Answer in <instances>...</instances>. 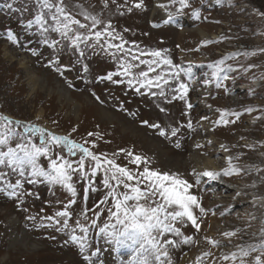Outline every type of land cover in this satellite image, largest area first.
<instances>
[{
	"label": "rangeland",
	"instance_id": "obj_1",
	"mask_svg": "<svg viewBox=\"0 0 264 264\" xmlns=\"http://www.w3.org/2000/svg\"><path fill=\"white\" fill-rule=\"evenodd\" d=\"M211 1L213 0H198L199 4L205 2L211 5L210 8L203 9L206 15L223 19L225 26L222 27V30L226 34L221 36L220 40H210L211 43L204 46V49L212 47L213 53L209 59L205 54L199 53V57L206 59L207 64L206 67L197 70V72L203 75L201 80L210 79L211 70L207 68V65L214 64L216 61L234 53L237 55L233 59L226 60L225 63L232 64L234 68H237V71L228 73L229 79L223 80V85L220 88L216 87L215 80L209 85H198L196 88L205 92L210 88L223 89V91L229 88L227 94L232 93L237 87L244 88L239 90L243 99L234 101V107L230 106L227 109L232 112H241L239 119L243 118L245 128L250 127V130L253 131V133H250V137L247 136L240 139L241 141L239 140L238 143L241 144H236L233 141L224 142L223 137L226 131L222 128L216 129L213 133L215 137L218 136L219 140L223 141V145L228 149V151H221V154H218L215 159L218 163H222L223 168L227 167L226 158L230 155L234 158L241 155L242 157L234 160V162L240 166L251 165L252 167H250L246 177L240 174L221 176L217 180L222 182L223 187L229 188L230 192H233V189L237 188L239 190L240 188L245 189L247 194L246 199L244 197L246 202L235 203L229 208L219 204L216 208L207 212L205 221L201 223L203 238L213 235L215 239L217 238L227 244V247L222 249H212L211 246L208 248V250L218 255L220 251L230 252L235 250V246L238 244L257 243L260 239L259 231L262 227V220H264V208L259 207L260 202H257L256 205L252 202L254 195L264 196V181L261 179L264 177V171H257V169H264V131L259 132L257 135L258 139L262 141L261 146L263 147L257 150L253 148L249 152L246 146L253 144H242L253 141V135L257 133L253 128L258 125V122H256L258 118L264 115V78H262L264 77V53L259 51V49L264 48V16L261 15V13H264V0H221L220 4L215 3L213 7ZM5 2L6 0H0V5ZM8 2H11V0H8ZM170 5L171 11L176 16L190 19H194L201 11V8L196 9L192 3H189L188 7L182 8L179 0H174ZM25 7L30 10L23 11ZM14 8L17 10L12 11L0 7V115L9 116L13 121L19 120L22 125L27 123L37 124L58 135L71 134V138L80 143L94 139L97 146L93 150L97 154L106 153L109 158H112L113 136H117L116 138L121 136L115 134L117 130L116 124L114 125L112 120L114 111L112 110V97L109 95L111 92L106 93L110 88V84L106 85V88H102L103 86L95 79H98V76L105 71L106 67L88 61L85 57L81 58L74 51L70 53L69 59L66 52L67 46L65 45L59 46L58 49H52L44 45L42 37L35 26L31 29L25 27L27 20L32 18L33 15L32 9L34 6L31 0H16ZM199 24L206 30L209 23ZM217 24L219 23H215V25ZM200 25L194 27L197 28ZM155 26H159V24H155ZM213 28L215 34L220 29L219 26ZM7 29H12L18 35L22 47H14L7 41ZM50 38L60 39L58 34H51ZM32 49L36 50V56L31 54ZM246 51L256 52V55L247 57L239 55V53ZM78 59L82 60V63H76ZM49 60H58L60 65L68 66L71 71L66 72L65 76L61 77L52 68L48 67ZM83 64L89 65L88 73H83ZM249 65H254V67L249 68ZM204 73H209V76L205 77ZM66 80L72 83V88L68 87ZM251 89H258V92ZM93 92L100 97L99 102L92 95ZM116 105H122L121 101L119 100ZM223 106L222 101L218 103L220 109H223ZM248 107H253L256 111L248 113L245 111ZM229 117L236 118L234 116ZM141 121L143 119L139 122ZM73 127L77 128L75 133L71 132ZM4 132L3 122L0 121V133ZM15 132L23 134L24 128L17 126ZM88 132L99 133L101 138H89L87 136ZM231 138L233 139V136ZM33 140L39 143L38 136L33 137ZM17 142H19V135L14 136L9 141V146L15 147ZM87 146L91 147V144L89 143ZM52 151L53 154H56L59 149L54 147ZM64 154L66 155V152ZM257 158L261 161L258 162ZM71 159L75 160L76 157ZM38 163L47 168L49 160L47 157H41ZM254 166L258 168L256 169ZM0 171L8 173L7 179L12 183H15L17 179H21L22 190L26 193H32V195H25L21 198L19 201L21 209L19 210L15 209L13 202H9L8 199L4 198L7 193L0 194V260L7 261L6 264H82L81 260L84 259L82 256L91 255L92 252L99 249L97 255H91V258L94 257L93 264H129V251H124L125 248L119 249L114 244L109 243L99 233L98 227L90 226V221L87 222L90 226L88 233L89 247L83 254H80L78 246L68 242L70 230L58 231L62 225L49 224L48 221L43 219L45 216L53 215L57 210H62L63 205L71 198L75 199L76 203L70 209L72 212L70 224L75 226L77 218L84 222L83 217L80 216L81 211L85 208L94 209L106 195L107 190L102 185V172L94 178L95 191L85 192V188L88 186L87 182L81 180L78 176H74L73 183L77 188V196L71 197L65 189L58 185L47 183L27 184L25 182L28 179L27 176L20 178L18 174L11 173L4 166H0ZM249 180L253 181L250 182ZM201 181L204 182V178ZM243 183H247L248 187L246 188ZM253 183L256 184L255 188L251 187ZM199 188L206 195L207 187L201 189L200 183ZM208 195L214 196L215 194L209 193ZM217 195V200L221 202V200H224L222 196L226 194ZM213 212L216 214L213 215ZM221 212L225 214L222 216L220 215ZM88 215L91 217L92 213L89 212ZM233 215L237 216L233 217ZM253 215L256 219L251 218ZM29 217H34V219H29ZM106 218L105 214L98 221L101 227ZM213 224L215 226L214 232L209 231L208 228ZM235 229H241L242 231L236 237L231 238L229 243L222 236V233ZM75 234L79 235V230ZM168 238L176 239L177 237L169 236ZM204 247L202 244L201 247L194 246L182 250V257H190L199 251L205 250ZM173 251H176V249H171V254Z\"/></svg>",
	"mask_w": 264,
	"mask_h": 264
},
{
	"label": "snow or ice",
	"instance_id": "obj_2",
	"mask_svg": "<svg viewBox=\"0 0 264 264\" xmlns=\"http://www.w3.org/2000/svg\"><path fill=\"white\" fill-rule=\"evenodd\" d=\"M15 3L16 0H11V2L6 0L0 7L16 11ZM31 3L34 6L33 15L27 20L25 27L31 29L35 26L44 45L52 49L65 45L78 53L81 58L85 57L88 49L94 52L99 49L117 62L119 71L109 72L106 76L98 77L99 80L124 83L125 80L113 79L122 76L126 79L127 86L134 88L137 93H141L142 89H147L151 96L169 100H183L188 96L189 85L182 81V74L191 77L193 75L191 65L184 68L174 64L164 52L139 50L135 43L132 48L126 47L129 42L115 31L111 22L105 24L101 18L83 10L82 5L73 3L72 0H31ZM179 3L182 8L189 6V0H179ZM216 3L220 4L221 0H216ZM142 6V2L134 5L136 8ZM159 6L164 7V5ZM29 10L28 7L23 9L25 12ZM261 15L264 16V13ZM51 34H58L60 39L50 38ZM6 39L12 46L22 47L18 35L12 29L6 30ZM114 41H119V43H114ZM205 43H211V41ZM259 51L264 53V48ZM31 54L36 56V50L32 49ZM235 55L237 54L226 56L214 64H208L207 68L211 70V78L204 79L203 83L209 85L215 80L216 87L220 88L222 81L229 79L228 73L237 71L232 64L225 63L226 60L233 59ZM239 55L255 56L256 52L246 51ZM145 56L150 59H142ZM76 63H82V60L78 59ZM141 65L145 67L141 68ZM48 67L61 77L71 71L68 66L60 65L58 60H49ZM251 67L254 65H249V68ZM82 71L83 73L89 72L87 64H83ZM204 75L208 77L209 73H204ZM66 83L69 88L73 87L71 82L66 80ZM153 89L158 91H153ZM92 95L98 102L100 101V97L94 92ZM187 107L191 109L192 105L189 103ZM164 110L161 108V111ZM217 111L220 113V119L215 122L217 124L235 123V120H229L227 117L234 116L239 119L241 115L228 109H217ZM245 111L251 113L256 109L248 107ZM0 121L3 122L5 128V132L0 133V166L6 167L13 174H18L20 178L27 176L28 179L25 181L27 184L58 185L65 189L71 197H76L77 188L73 183L74 176L87 182L85 192L95 191L94 178L102 172V185L107 190L106 195L94 209L85 208L81 211L80 216L83 217L84 222L77 218L75 226L70 224L72 216L70 209L76 203V200L71 198L63 205L62 210L43 217L49 224L62 225L58 231L70 230L68 242L78 246L80 254L88 249V233L91 226L98 227L99 233L109 243L117 248L127 249L131 257L129 264H172L171 249L178 246V241L168 237H181L182 227L186 224H190L196 231L201 230L199 217L207 214L206 209L202 206L200 198L191 191L195 185L178 173L156 170L150 167V161L146 157L135 154L132 150L120 149L119 153H114L113 157L109 158L106 153L97 154L93 150L97 146L94 139L80 143L71 138V134L58 135L34 123L22 125L21 121H13L6 115H0ZM142 123L158 129L161 137L168 135V132L159 124L149 125L148 121ZM17 126L24 128L23 134L15 132ZM188 127H192L190 121ZM76 131L75 127L71 129L72 133ZM177 132V128H171L170 135L175 137ZM16 135H19V142L15 147L9 146V141ZM35 136H38L39 143L34 142L33 137ZM87 136L101 138L99 133L93 132H88ZM89 143L91 147L87 146ZM54 147L59 149L56 154L52 151ZM197 147L201 145L198 144ZM221 148L224 146L221 145ZM224 150L228 151L226 148ZM120 153L129 158V163L134 165L135 169L117 163L115 157ZM41 157L48 158L47 168L38 163ZM72 157L76 159L73 160ZM226 159L227 167L219 171L205 170L197 173L193 170L196 185L200 184L202 178L217 181L221 176L240 175L245 172L244 167L234 162L239 157L234 158L230 155ZM257 171H264V169H257ZM7 177L8 173L0 171V194L7 193L4 198L13 202L15 209L19 210L21 209L19 203L21 198L25 195H32V193L22 190L21 179L12 183ZM261 179L264 181V177ZM251 187L255 188L256 184L253 183ZM252 202L254 205L260 202L259 207L264 208V196L254 195ZM89 212L92 213L91 217L88 215ZM105 214L107 218L101 227L98 221ZM224 214V212L220 213L222 216ZM251 218L256 219L255 215ZM29 219H34V217H29ZM88 221H90V226ZM77 230H79V235L75 234ZM241 231V229L226 231L222 233V236L230 243L231 238L236 237ZM259 236L257 243L238 244L235 250L230 252L220 251L216 255L211 250L203 251L195 257L193 264H264V220H262ZM204 239L212 249L227 247V244L211 237L205 236ZM191 241V237L184 236V243H191ZM99 251L97 249L91 255L95 256Z\"/></svg>",
	"mask_w": 264,
	"mask_h": 264
},
{
	"label": "bare ground",
	"instance_id": "obj_3",
	"mask_svg": "<svg viewBox=\"0 0 264 264\" xmlns=\"http://www.w3.org/2000/svg\"><path fill=\"white\" fill-rule=\"evenodd\" d=\"M173 1L115 0L113 3V0H107L106 3V0H72L73 3L82 5L83 10L91 12L93 15L101 18L105 24L111 22L115 31L129 42L126 47L132 48L133 43H135V45H138L139 50H160L168 55L173 60L174 64H178L184 68L191 65L193 68V75L191 77L182 74V81L189 85L188 96L183 100H169L158 96L153 97L148 94L147 89L141 90L143 94L137 93L134 88H129L127 86L126 79L122 76L114 77L113 79L125 80V82L115 83V85H113V82L107 80L101 81L95 78L99 84L103 86L102 88H106L105 86L110 84V88L106 93L111 92L109 95L112 97V110L114 111L112 113V120L114 121L113 124H116L117 130H115V134L121 136L118 138H116L117 136H113V154L119 153L120 149L132 150L135 154L146 157L150 161V167L156 170L178 173L182 178L189 180V182L195 185L191 191L200 198L201 204L206 209V212H210L219 204L229 208L231 205H235V203L238 204L244 201V197L247 195L246 190L240 188L237 190L236 188L235 190L233 189V192H230L229 188L223 187L222 182L211 181L204 178V182H200L201 189L207 187L206 195H204L199 188L200 184L196 185V176L193 175V170L197 173H202L205 170H221V168H223L221 165L222 163H218L215 159L218 154H221V151H225L223 141L226 143L233 141L236 144H241L238 143L240 139L246 138L247 136L250 137V133H253L250 127L245 128V121L243 118L236 119L227 117L229 120H235V123L226 125L215 123L220 119V113L217 111V109H220L218 103L221 101L224 103L223 109H227L230 106L234 107V101H241L243 99L239 90H243L244 88L241 89L237 87L232 93L228 94L227 91L229 88H227L228 90L225 89V91H223V89L210 88L207 92L200 91L199 88H196L198 85L204 84L203 80H201L203 75L198 73L197 70L203 68L200 67V65L206 67L207 64L206 59H201L199 57V53L205 54L207 59H209L213 53V48L206 47V49H204V46L208 44L205 42L220 40L222 38L221 36L226 34L222 30V27L225 26L223 24L224 21L223 19L221 20L220 18L206 15L203 9L210 8L209 6L211 5L205 2H200L199 4L198 0H189V3L194 4L196 9L201 8L199 15L194 19L176 16V14L171 11L170 4L173 3ZM139 2H142L143 6L141 8L134 7V5ZM211 2L213 7L216 0ZM159 5H164V7H160ZM129 9H131V11H129ZM78 18L83 19L82 17ZM204 22L209 23L206 30L199 24ZM217 22L219 24L215 25ZM155 24H159V26H155ZM197 25H200V27H194ZM217 26H219L220 29L215 34L213 27ZM209 32H211V34H209ZM114 43H119V41H114ZM72 51L71 48L67 47L66 52L69 59ZM85 58L88 61H93L96 64H101L106 67L105 71L100 73L98 77L106 76L109 72L119 71L117 62L99 49L95 52L92 49H88ZM142 59H150V57L145 56L142 57ZM140 67L144 68L145 66L141 65ZM251 90L258 92V89ZM153 91L158 90L153 89ZM119 100L122 105L117 106L116 104ZM189 103L192 105L191 109L187 107ZM213 106L215 108H211ZM161 108L165 110L161 111ZM203 117H207V119H203ZM141 119H143V121H148L149 125L159 124L168 132V135L166 137H161L158 129L144 125L142 123L143 121L139 122ZM189 121L192 124L191 128L188 127ZM256 122H258V125L254 126L253 129L256 130L257 133L254 132L253 141L251 143H242L253 144L251 146H246L249 152L253 148L257 150L263 147L261 146L262 141L258 139L257 135L259 132L264 131V115L260 116ZM261 124L263 125L261 126ZM171 128L178 129L175 137L170 135ZM218 128H222L226 131L223 141H220L221 139L219 140L218 136L215 137V135H213ZM231 136H233V139ZM198 144L201 145V147H197ZM221 145H223L224 148H221ZM236 157L241 158L242 156L237 155ZM115 159L117 163L122 166L135 169V166L129 163V158L125 157L123 153H120ZM256 160L258 162L261 161V159L258 158ZM241 167L246 169L245 172L242 173L244 177H246L250 168L247 166ZM255 168L257 169L258 167ZM243 185L246 188L248 187L247 183H243ZM209 193H214L215 195L209 196ZM221 193L226 195L222 196L224 200L219 202L217 200V194L220 195ZM237 193H240V195H237ZM206 215L199 217L200 223L205 221ZM236 216L237 215H233V217ZM214 227V224L210 225L208 227L209 231L214 232ZM182 228L183 235L176 238L178 246L174 248L176 251H173L171 254L172 263L193 264L195 257L201 252L208 250L210 245L207 244L203 238L202 230L196 231L190 224H186ZM184 236L191 237V243H184ZM209 237L215 239L213 235ZM216 240L218 239L216 238ZM202 244L205 246V250L199 251L190 257H182V250H187L194 246L201 247ZM123 250L128 251L127 249ZM82 257H84V259L81 260L82 264H91L94 260V257L91 258V255L88 254ZM85 257L89 259H85ZM130 259L131 257L128 258V261ZM6 262L7 261L0 260V264H6Z\"/></svg>",
	"mask_w": 264,
	"mask_h": 264
}]
</instances>
